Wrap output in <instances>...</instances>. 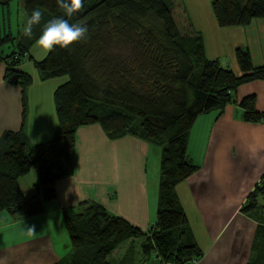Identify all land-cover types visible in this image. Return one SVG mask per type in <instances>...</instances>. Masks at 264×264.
<instances>
[{"label":"trees","instance_id":"obj_1","mask_svg":"<svg viewBox=\"0 0 264 264\" xmlns=\"http://www.w3.org/2000/svg\"><path fill=\"white\" fill-rule=\"evenodd\" d=\"M11 0H0L8 5ZM29 17L34 8L44 12L34 37L0 35V61L6 65L4 80L22 91L32 77L17 67L27 59L40 79L67 76L56 89L54 102L58 127L52 139L30 145L23 133L26 107L22 99V128L6 132L0 140V213L32 216L42 212V202L56 198L54 183L73 173L74 134L78 127L99 124L112 139L134 135L161 149L155 223L142 231L110 214L97 203H82L62 210L71 254L57 264H112L110 255L124 242L131 247L126 264L133 258V241L141 239L142 261L155 255L161 264H192L203 252L193 239L186 214L176 195V185L197 170L186 158L189 131L196 118L210 111H222L238 104L245 122L257 123L264 115L255 109L253 95L234 99L237 87L264 79V66L254 67L247 49L236 48L240 75L219 60L205 54L200 33L178 26L173 9L177 0H83L73 17H64L56 0H20ZM221 28L246 26L264 19V0H209ZM63 17L70 23L83 21L89 39L69 48L56 47L40 60L30 47L49 19ZM21 38L17 49L3 47ZM139 121V122H138ZM30 171L38 183L26 199L19 179ZM264 181L247 196L241 211L253 215L263 208ZM263 233L254 239V258L248 264H262ZM130 255V256H129ZM121 264V263H120ZM123 264V263H122ZM125 264V263H124Z\"/></svg>","mask_w":264,"mask_h":264},{"label":"crops","instance_id":"obj_2","mask_svg":"<svg viewBox=\"0 0 264 264\" xmlns=\"http://www.w3.org/2000/svg\"><path fill=\"white\" fill-rule=\"evenodd\" d=\"M176 2L186 17L183 26L190 25L202 36L207 58L219 60L240 75L235 50L244 48L254 67L264 66V19L221 28L209 0ZM17 68L32 77L25 91L4 80L6 65L0 61V140L6 132L21 130L24 99L26 140L30 145L46 143L59 124L54 93L68 77L42 80L31 61ZM249 95L255 98L256 111L264 115V79L245 82L233 94L236 101ZM186 158L197 170L178 183L175 191L193 239L203 252L194 264H248L254 258L252 247L259 228L264 264V209L253 215L241 211L247 196L264 181V117L257 123L245 122L238 104L198 116L189 131ZM160 160V147L141 137L112 139L99 124L78 127L73 173L54 183L56 198L42 202V212L36 215L0 213V264H57L67 259L72 249L62 210L82 203H97L147 231L156 220ZM18 182L24 197L31 198L38 183L36 174L30 171ZM134 241L133 258L144 264L148 258L142 261L141 242L135 245ZM130 247L129 241L121 244L110 255V263H130L132 257L126 261ZM151 257L161 264L155 255Z\"/></svg>","mask_w":264,"mask_h":264},{"label":"clouds","instance_id":"obj_3","mask_svg":"<svg viewBox=\"0 0 264 264\" xmlns=\"http://www.w3.org/2000/svg\"><path fill=\"white\" fill-rule=\"evenodd\" d=\"M58 9L64 17L71 18L83 8V0H56ZM39 7L34 8L23 25L22 36L28 39L34 37V28L41 25L44 12ZM89 29L86 22L70 23L69 19L54 17L43 24L41 33L35 38V43L44 50L51 52L54 48H69L77 42L89 39ZM34 232V229H30Z\"/></svg>","mask_w":264,"mask_h":264},{"label":"rangeland","instance_id":"obj_4","mask_svg":"<svg viewBox=\"0 0 264 264\" xmlns=\"http://www.w3.org/2000/svg\"><path fill=\"white\" fill-rule=\"evenodd\" d=\"M179 3L180 2L178 3L176 2L174 4L173 17L178 26L184 27L183 21L186 19V17L184 15L183 8L180 5L181 3L180 4ZM27 19L28 18L23 9V4L20 0H11L8 5H0V35L3 36L4 34L10 33L14 37H16V35L21 36L22 35L21 33L23 31V25L26 23ZM19 40L21 41V38L17 36V38L13 42L8 43V46H4L2 48L4 53L5 52L7 53L9 49L10 51L13 49H17L16 44L18 43ZM30 53L34 56V58L37 61H40L46 56L48 51L44 50L34 42V44L30 47ZM24 62L28 63L30 61L24 59L23 63ZM155 149H159V148H155ZM261 203L263 204L264 200H262ZM140 242H141L140 239H136L134 241L135 245H139ZM118 253L119 254L122 253V249L118 251ZM144 264H157V263L155 262L153 257H149L147 262H145Z\"/></svg>","mask_w":264,"mask_h":264},{"label":"built area","instance_id":"obj_5","mask_svg":"<svg viewBox=\"0 0 264 264\" xmlns=\"http://www.w3.org/2000/svg\"><path fill=\"white\" fill-rule=\"evenodd\" d=\"M197 261H192V264L196 263Z\"/></svg>","mask_w":264,"mask_h":264}]
</instances>
